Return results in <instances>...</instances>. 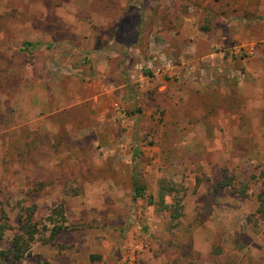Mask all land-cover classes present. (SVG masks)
I'll return each instance as SVG.
<instances>
[{
	"label": "rangeland",
	"instance_id": "1",
	"mask_svg": "<svg viewBox=\"0 0 264 264\" xmlns=\"http://www.w3.org/2000/svg\"><path fill=\"white\" fill-rule=\"evenodd\" d=\"M262 193L264 0H0V250L37 229L17 264H264Z\"/></svg>",
	"mask_w": 264,
	"mask_h": 264
},
{
	"label": "trees",
	"instance_id": "2",
	"mask_svg": "<svg viewBox=\"0 0 264 264\" xmlns=\"http://www.w3.org/2000/svg\"><path fill=\"white\" fill-rule=\"evenodd\" d=\"M34 46L31 43H26L24 45V50H27L28 47ZM179 190H177L176 183H174L171 179H163L160 182V190H159V203L155 201L153 196L148 198V202L150 205L157 206L160 212H166L170 210L171 205L166 202L168 197L175 198L177 197ZM145 197V189L134 182V199H144ZM259 207L257 209V214L261 219H264V193L259 196ZM181 209L173 210L172 219L178 220L182 213ZM2 216L0 217V239H3L6 232L11 230V225L9 224V217L7 213L2 210ZM19 229L18 233H16L11 239L8 240V245L6 249L0 250V264H17L21 260H23L28 252L31 249L33 242L35 241V237L37 234V229L35 225H32L31 217L27 215L21 216L18 221ZM66 231L61 226L55 225L52 230L51 240H53L56 236ZM36 264H48L47 262H37Z\"/></svg>",
	"mask_w": 264,
	"mask_h": 264
}]
</instances>
